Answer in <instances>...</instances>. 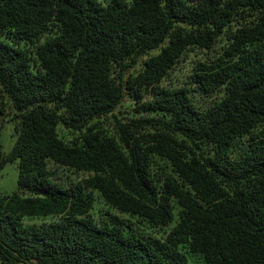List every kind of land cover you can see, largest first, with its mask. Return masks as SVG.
Masks as SVG:
<instances>
[{
    "label": "trees",
    "instance_id": "trees-1",
    "mask_svg": "<svg viewBox=\"0 0 264 264\" xmlns=\"http://www.w3.org/2000/svg\"><path fill=\"white\" fill-rule=\"evenodd\" d=\"M6 117L0 264H264V0H0Z\"/></svg>",
    "mask_w": 264,
    "mask_h": 264
},
{
    "label": "rangeland",
    "instance_id": "rangeland-1",
    "mask_svg": "<svg viewBox=\"0 0 264 264\" xmlns=\"http://www.w3.org/2000/svg\"><path fill=\"white\" fill-rule=\"evenodd\" d=\"M119 110L124 111L125 107L122 106L119 108ZM5 121L6 122L2 124V128L0 129V145L3 155H6L10 151L14 142L11 122H7V117L5 118ZM56 174L60 176V171H58ZM16 179L17 161H14L13 163H6L0 170V197L9 196L12 193L16 192ZM27 222L37 223L38 221L33 219ZM189 260L191 264H201L199 260L194 257L189 256Z\"/></svg>",
    "mask_w": 264,
    "mask_h": 264
}]
</instances>
